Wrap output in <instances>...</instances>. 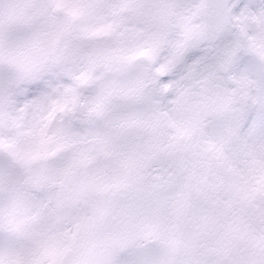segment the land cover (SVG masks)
<instances>
[{"label":"snow or ice","instance_id":"snow-or-ice-1","mask_svg":"<svg viewBox=\"0 0 264 264\" xmlns=\"http://www.w3.org/2000/svg\"><path fill=\"white\" fill-rule=\"evenodd\" d=\"M129 149L229 173L264 228V0H0V264H88L72 198Z\"/></svg>","mask_w":264,"mask_h":264},{"label":"rangeland","instance_id":"rangeland-1","mask_svg":"<svg viewBox=\"0 0 264 264\" xmlns=\"http://www.w3.org/2000/svg\"><path fill=\"white\" fill-rule=\"evenodd\" d=\"M98 160L70 205L73 240L88 264H258L264 228L243 214L248 201L229 173L198 158L146 161L136 149ZM207 249L216 258L205 263Z\"/></svg>","mask_w":264,"mask_h":264},{"label":"water","instance_id":"water-1","mask_svg":"<svg viewBox=\"0 0 264 264\" xmlns=\"http://www.w3.org/2000/svg\"><path fill=\"white\" fill-rule=\"evenodd\" d=\"M215 258V253L212 250H205L202 256L204 262L212 261Z\"/></svg>","mask_w":264,"mask_h":264}]
</instances>
